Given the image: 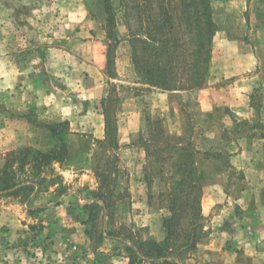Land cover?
<instances>
[{
  "label": "rangeland",
  "instance_id": "obj_1",
  "mask_svg": "<svg viewBox=\"0 0 264 264\" xmlns=\"http://www.w3.org/2000/svg\"><path fill=\"white\" fill-rule=\"evenodd\" d=\"M210 1L207 83L161 97L133 84L131 47L116 44L137 17L121 0H0V175L20 184L0 193V264H264V234L253 240L232 217L240 189L263 186L264 173L247 178L229 159L240 147L264 170V0ZM118 122L147 146L143 162L135 152L121 163ZM192 155L202 180L178 190ZM136 171L141 205L129 194ZM209 185L230 189L232 209L199 219ZM164 219L173 239L158 257Z\"/></svg>",
  "mask_w": 264,
  "mask_h": 264
},
{
  "label": "trees",
  "instance_id": "obj_2",
  "mask_svg": "<svg viewBox=\"0 0 264 264\" xmlns=\"http://www.w3.org/2000/svg\"><path fill=\"white\" fill-rule=\"evenodd\" d=\"M178 1L176 4L173 0H121L129 17V7L137 10L136 25L131 24L132 19L127 20L129 32L127 40L131 47L132 64L138 76L135 83L173 93L202 88L207 83L212 62L213 40L218 31L211 1ZM115 41L118 44L120 38ZM108 131L109 128L106 135L111 136L112 133ZM114 142L118 147L117 125L114 128ZM146 149L148 150L147 146ZM52 157L51 153L39 154L34 156V159H37L34 161L44 162ZM189 158H191L189 164L180 166L182 178L177 184L178 190L186 185H197L202 180L198 176L199 171L194 164L193 155ZM8 178L10 181L0 175V193L6 191L7 194H14L19 190L20 184L12 182L13 177ZM199 185V189L203 188L202 184ZM198 212L200 219L203 215L201 206ZM168 221L169 219H164L167 241L163 244H154L156 246L154 253L158 257L164 255L161 253L168 246L169 238L173 239V231L167 224ZM186 242L181 247L189 248L192 240L188 239Z\"/></svg>",
  "mask_w": 264,
  "mask_h": 264
},
{
  "label": "crops",
  "instance_id": "obj_3",
  "mask_svg": "<svg viewBox=\"0 0 264 264\" xmlns=\"http://www.w3.org/2000/svg\"><path fill=\"white\" fill-rule=\"evenodd\" d=\"M126 33L125 36H122L120 38L119 43L127 42L130 46L128 38V28L126 27ZM117 44V46L119 45ZM213 59V58H212ZM108 60V59H107ZM212 65V64H211ZM134 85H140V83L133 82ZM148 87V85H144ZM149 88V87H148ZM151 90H156V94L161 97H168L171 92L164 91L157 87H151ZM244 89L243 87L240 88V90ZM208 94H212V92L208 91ZM234 107V106H233ZM248 113L251 115L252 107H248ZM233 111H235L237 114H240L242 111L240 104L236 105V108H232ZM246 113V110L245 112ZM243 113V114H244ZM137 116L136 119H138V123L134 126L132 129H139V133L137 136V140L141 138V130L144 128L145 125L149 123V118L146 116V112L140 111L138 114H135ZM133 118L135 116H132ZM131 127V126H130ZM133 127V126H132ZM122 125H120V122L117 124V142H118V150H119V157L121 159V163L128 165L131 163H135L134 160L139 161L137 158L135 152L139 154L140 160H145L148 154V150L146 149L145 145H140L135 135L131 137V132H128V135L126 139H123L122 137ZM124 135V134H123ZM260 140V139H259ZM133 159V160H132ZM229 159L231 163L233 164L234 168L241 170L244 175L249 177H256L259 175L258 173H264V170H262V167L260 166L258 159H260L259 155H254L252 151H246L243 148L238 147L237 150L232 152V154L229 156ZM134 161V162H133ZM136 178H138L135 182V185L130 186L129 191L130 195L132 197V201L139 202L140 205L143 203V200L145 199V196L147 195L148 186L146 183H144V179L141 177V171H136ZM133 176V173L132 175ZM143 177V173H142ZM252 183V184H251ZM250 184L246 185L245 187H242L240 189V194L238 193V208L235 210L236 213L232 214L233 219L235 218V223L237 225L243 226L251 225L252 227V239L253 240H261L263 239L264 234V199L260 198V201L257 200V196L254 194L258 192H264V185L261 186L260 184H254V181ZM227 186H217V185H209L204 187V195L202 197L201 202V212L203 215H210L213 214V216H220V212L225 210H231L232 206L229 201V198L231 197V193L228 192L230 189L226 188ZM129 199H131L129 197ZM134 205V204H133ZM135 206V205H134ZM231 211H229L230 213ZM231 215V213L229 214ZM159 218V217H158ZM157 218V219H158ZM161 220V219H160ZM159 223V220H158ZM161 223V221H160Z\"/></svg>",
  "mask_w": 264,
  "mask_h": 264
}]
</instances>
